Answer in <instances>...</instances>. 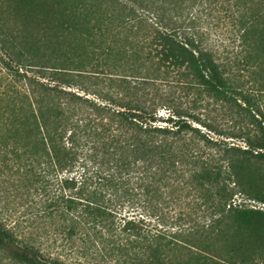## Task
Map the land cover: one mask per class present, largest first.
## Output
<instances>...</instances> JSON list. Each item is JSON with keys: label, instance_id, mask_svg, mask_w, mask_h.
Here are the masks:
<instances>
[{"label": "trees", "instance_id": "1", "mask_svg": "<svg viewBox=\"0 0 264 264\" xmlns=\"http://www.w3.org/2000/svg\"><path fill=\"white\" fill-rule=\"evenodd\" d=\"M248 1L240 63L263 95ZM217 2L0 0V202L33 205L25 226L0 207V264H264V207L243 204L264 206V96L201 31Z\"/></svg>", "mask_w": 264, "mask_h": 264}, {"label": "rangeland", "instance_id": "2", "mask_svg": "<svg viewBox=\"0 0 264 264\" xmlns=\"http://www.w3.org/2000/svg\"><path fill=\"white\" fill-rule=\"evenodd\" d=\"M246 1L248 2L247 6L250 8L251 4L248 0ZM248 7L244 6L245 10L238 7V9H236L234 1L219 0V3L217 2L215 5H204L202 9L198 11V17L200 18L199 24L201 31L206 34L210 42H213L217 46L218 52L223 59L230 58L229 60L232 64H237L234 66L233 75L245 85V87L242 88L243 91L256 100L257 97L264 96V92L263 95H259L257 91L258 87L256 83L258 82V77L252 75L248 71L242 70V65L240 63L242 61V54H239V33L237 32V28H235L236 17L240 12H248ZM262 100V102H259V106L264 112V98ZM204 112L207 122L215 121L219 123V125L225 124L226 118L222 115L223 112L219 107L209 106L206 110L204 109ZM209 136L216 138L212 133H209ZM228 142H232L240 147L245 146L238 140H230ZM1 196L3 201L0 202V207H3V212L8 220L11 223L13 221H18L21 225H27L23 222L30 219L33 213L31 199L23 192H13L11 189L2 193ZM240 203H242V201L237 200V204ZM243 204L256 206L258 209L264 207L252 201H243Z\"/></svg>", "mask_w": 264, "mask_h": 264}]
</instances>
